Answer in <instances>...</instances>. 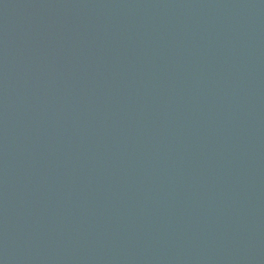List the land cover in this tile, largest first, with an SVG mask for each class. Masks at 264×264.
<instances>
[{"label": "water", "instance_id": "obj_1", "mask_svg": "<svg viewBox=\"0 0 264 264\" xmlns=\"http://www.w3.org/2000/svg\"><path fill=\"white\" fill-rule=\"evenodd\" d=\"M0 264H264V0H0Z\"/></svg>", "mask_w": 264, "mask_h": 264}]
</instances>
